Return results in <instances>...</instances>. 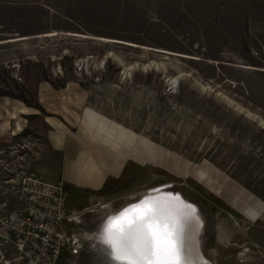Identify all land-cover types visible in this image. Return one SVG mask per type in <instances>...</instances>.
<instances>
[{"label": "rangeland", "instance_id": "1", "mask_svg": "<svg viewBox=\"0 0 264 264\" xmlns=\"http://www.w3.org/2000/svg\"><path fill=\"white\" fill-rule=\"evenodd\" d=\"M80 96L130 158L57 264H127L99 225L156 194L195 208L199 264H264V0H0V219ZM0 264L29 261L0 236Z\"/></svg>", "mask_w": 264, "mask_h": 264}, {"label": "crops", "instance_id": "2", "mask_svg": "<svg viewBox=\"0 0 264 264\" xmlns=\"http://www.w3.org/2000/svg\"><path fill=\"white\" fill-rule=\"evenodd\" d=\"M43 90L40 87V102L45 101ZM65 106L64 122L49 123L51 129L42 133L47 155H40L42 161L35 172L45 182L64 183L63 213L66 220H80L76 233L86 238L87 230L82 226L91 225L98 218L103 197L100 191L108 180L119 177L130 158V132L86 107L82 96L66 99ZM64 224L69 229L66 221Z\"/></svg>", "mask_w": 264, "mask_h": 264}, {"label": "built area", "instance_id": "3", "mask_svg": "<svg viewBox=\"0 0 264 264\" xmlns=\"http://www.w3.org/2000/svg\"><path fill=\"white\" fill-rule=\"evenodd\" d=\"M19 185L23 206L0 219L4 242L13 244L29 264H57L64 247L76 252L80 240L64 232L63 182L51 184L29 173Z\"/></svg>", "mask_w": 264, "mask_h": 264}, {"label": "snow or ice", "instance_id": "4", "mask_svg": "<svg viewBox=\"0 0 264 264\" xmlns=\"http://www.w3.org/2000/svg\"><path fill=\"white\" fill-rule=\"evenodd\" d=\"M184 208L179 196L174 198ZM177 206L146 198L109 219L105 242L114 258L128 264H184L182 254L183 216Z\"/></svg>", "mask_w": 264, "mask_h": 264}, {"label": "bare ground", "instance_id": "5", "mask_svg": "<svg viewBox=\"0 0 264 264\" xmlns=\"http://www.w3.org/2000/svg\"><path fill=\"white\" fill-rule=\"evenodd\" d=\"M144 141V140H143ZM144 145V142H142ZM165 187H160L157 189H164ZM155 189V190H157ZM149 199H158L160 202L170 203L177 206V210L181 214H187L183 216V237H182V254L185 260L187 259V264H199L202 260L199 250L197 248V238L196 234L198 232V217L195 213L191 212V209L184 208L182 205H179L178 201H175L171 197L163 196L162 194H156L148 196ZM141 201V200H140ZM139 204V203H137ZM184 204V203H183ZM185 205V204H184ZM131 207V206H130ZM250 214V213H249ZM252 214V213H251ZM112 215L108 217L105 221L100 224V233L98 234L99 239L104 240L105 238V227L108 225L109 219L114 217ZM186 256V257H185ZM128 264L126 260H123Z\"/></svg>", "mask_w": 264, "mask_h": 264}]
</instances>
